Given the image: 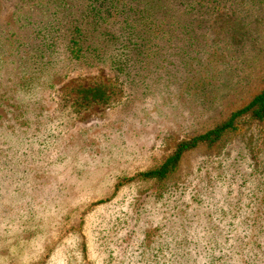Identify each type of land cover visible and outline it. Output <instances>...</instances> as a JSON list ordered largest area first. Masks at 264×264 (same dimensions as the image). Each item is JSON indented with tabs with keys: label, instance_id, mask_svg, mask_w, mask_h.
Segmentation results:
<instances>
[{
	"label": "rangeland",
	"instance_id": "374dc122",
	"mask_svg": "<svg viewBox=\"0 0 264 264\" xmlns=\"http://www.w3.org/2000/svg\"><path fill=\"white\" fill-rule=\"evenodd\" d=\"M184 1L163 42L178 49L124 73L86 0L30 7L12 30L15 55L0 60V264H264V120L247 113L165 178L143 175L264 90V0ZM76 28L85 56L71 64ZM95 87L104 100L83 96Z\"/></svg>",
	"mask_w": 264,
	"mask_h": 264
},
{
	"label": "trees",
	"instance_id": "16d2710c",
	"mask_svg": "<svg viewBox=\"0 0 264 264\" xmlns=\"http://www.w3.org/2000/svg\"><path fill=\"white\" fill-rule=\"evenodd\" d=\"M58 1L65 5L68 3V0H0V19H2L0 23V40H2V44L0 48L7 50L5 48L9 47V41L11 45L15 44L13 39L17 35L11 32L24 20L22 16H25L28 8H44L46 4H56ZM86 1L85 18H92L89 24L91 22L99 24L106 31L110 63L119 73H124L130 67L129 63L139 66L140 64L148 63L149 59L153 57H161L160 60L156 61L159 64H164L167 61L165 48L178 49L177 44L167 45L163 43L164 41H174L179 32V24L181 22L178 21V15L173 12V7L179 3L180 5L176 8L182 5L184 7H192L187 5L184 0ZM169 9L171 13L173 12V19L169 14ZM4 11L5 14L3 16ZM168 14L169 16L167 17ZM5 30L8 33H5ZM37 34L41 37L45 36L41 31L37 32ZM80 34L81 30L76 28L66 45V55L71 64H73V60L78 61L85 56V38ZM25 45L28 44L25 43ZM48 48V51H52L54 47L52 49ZM10 55H15L13 47L3 52L0 60L2 57ZM47 63L50 64L52 61L48 59ZM82 94L90 100H104L106 98V91L102 87L86 88L82 91ZM12 106L10 104V107ZM247 113H250L257 120H264V90L256 95L246 107L233 113L227 121L206 133L181 143L176 152L160 168L147 171L143 175L150 178H165L177 167L186 151L196 148L200 144H213L219 141L228 132L236 130L237 119Z\"/></svg>",
	"mask_w": 264,
	"mask_h": 264
}]
</instances>
